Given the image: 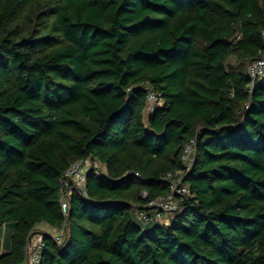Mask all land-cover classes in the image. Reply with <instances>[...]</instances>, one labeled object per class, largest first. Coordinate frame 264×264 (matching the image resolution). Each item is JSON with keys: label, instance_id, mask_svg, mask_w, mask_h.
Listing matches in <instances>:
<instances>
[{"label": "trees", "instance_id": "trees-1", "mask_svg": "<svg viewBox=\"0 0 264 264\" xmlns=\"http://www.w3.org/2000/svg\"><path fill=\"white\" fill-rule=\"evenodd\" d=\"M256 59L264 0H0V264H22L43 224L65 239L41 232L39 264H264ZM89 157L105 172L64 216L63 174ZM168 174L189 193L143 224Z\"/></svg>", "mask_w": 264, "mask_h": 264}, {"label": "built area", "instance_id": "built-area-1", "mask_svg": "<svg viewBox=\"0 0 264 264\" xmlns=\"http://www.w3.org/2000/svg\"><path fill=\"white\" fill-rule=\"evenodd\" d=\"M247 72L253 80L261 78L264 75V59H256L252 62L250 61L247 66ZM147 102V111L149 112L154 110L155 106L159 103V95L155 90L150 89L148 91ZM194 156L195 144L192 141L186 146L182 154V160L187 165V168H189L193 162L195 158ZM92 169L96 170L98 173L101 171L105 172L103 166L98 161L89 157L73 163L63 174L61 180L63 186L61 187V209L64 216H67L69 213L70 197L74 188L80 189L86 193V177ZM166 179L171 181L170 193L150 201L147 204V207L151 209V212L146 209H140L137 211V218L140 222H143V224H149L152 221L160 222L162 224L169 223L170 218L179 209L177 196L189 193L188 187L182 183L181 178L175 179L171 174H168ZM54 236L56 242L58 244H62L65 239L64 229L58 230L54 233ZM43 237L42 233H39L30 238L27 247L28 253L22 264H39L40 254L42 253L41 251L44 246ZM2 241L3 239L0 238V242Z\"/></svg>", "mask_w": 264, "mask_h": 264}, {"label": "crops", "instance_id": "crops-1", "mask_svg": "<svg viewBox=\"0 0 264 264\" xmlns=\"http://www.w3.org/2000/svg\"><path fill=\"white\" fill-rule=\"evenodd\" d=\"M43 225H45V224H43ZM46 230L47 229H49L48 230V232H50V233H56L58 230H56L55 228H53V227H50V226H48V225H45V227H44ZM51 230V231H50ZM11 227L10 226H8V228H7V233H6V239H5V248H8L9 247V244H10V234H11ZM0 243H2V242H0Z\"/></svg>", "mask_w": 264, "mask_h": 264}, {"label": "rangeland", "instance_id": "rangeland-1", "mask_svg": "<svg viewBox=\"0 0 264 264\" xmlns=\"http://www.w3.org/2000/svg\"><path fill=\"white\" fill-rule=\"evenodd\" d=\"M231 58H232V59H230V63L236 65L237 62H236V60L234 59V57H231ZM243 64H244V67H245V66L248 65L249 63L245 62V63H243ZM146 115H147V114H146ZM44 227H45V225H39V226L36 228V230H35V232H34L33 235L39 234V233L44 232V231H47V232H48L49 229L46 230ZM50 231H51V230H50Z\"/></svg>", "mask_w": 264, "mask_h": 264}, {"label": "water", "instance_id": "water-1", "mask_svg": "<svg viewBox=\"0 0 264 264\" xmlns=\"http://www.w3.org/2000/svg\"><path fill=\"white\" fill-rule=\"evenodd\" d=\"M30 238H31V237H29V239H28L29 241H30Z\"/></svg>", "mask_w": 264, "mask_h": 264}]
</instances>
